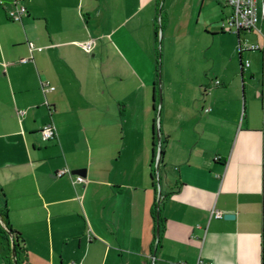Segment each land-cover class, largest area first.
Listing matches in <instances>:
<instances>
[{
  "label": "crops",
  "instance_id": "0c3cea01",
  "mask_svg": "<svg viewBox=\"0 0 264 264\" xmlns=\"http://www.w3.org/2000/svg\"><path fill=\"white\" fill-rule=\"evenodd\" d=\"M159 4L0 0L1 205L26 264H264V52L222 29L226 0ZM161 7L164 41H209L177 70Z\"/></svg>",
  "mask_w": 264,
  "mask_h": 264
},
{
  "label": "built area",
  "instance_id": "2783aa9c",
  "mask_svg": "<svg viewBox=\"0 0 264 264\" xmlns=\"http://www.w3.org/2000/svg\"><path fill=\"white\" fill-rule=\"evenodd\" d=\"M227 6L231 8L232 13L226 17L222 21V29L233 33L239 36V48L240 52H248V51H259L264 49L260 47L257 43H247L245 40L241 38V35L245 33H259L264 34V0H226ZM13 8L8 11V17L12 21H22V18L25 14H27V9L23 5L15 2L13 4ZM82 47L90 52L94 47V41H88L81 44ZM33 49V46H32ZM27 62L28 60H23ZM250 66V61L245 60L243 62V68H248ZM215 85H220V80L214 81ZM55 88L50 86L48 83L43 84V91L45 93L49 91H53ZM207 95V91H205V95ZM207 109L206 111H209ZM41 138L44 142H49L54 140L57 137V131L53 123L45 124L40 130ZM219 157H216L218 160ZM69 174L71 175V171L68 168H64L60 170L56 175L58 177H63L64 175ZM85 178L81 175H76V179L74 183H83ZM215 217L223 218L224 214L221 212H214Z\"/></svg>",
  "mask_w": 264,
  "mask_h": 264
},
{
  "label": "rangeland",
  "instance_id": "374dc122",
  "mask_svg": "<svg viewBox=\"0 0 264 264\" xmlns=\"http://www.w3.org/2000/svg\"><path fill=\"white\" fill-rule=\"evenodd\" d=\"M159 2H160L159 5L161 6L163 5L164 0H159ZM165 23H166L165 13L161 7L157 14V29H158L157 55H158V60H159V67L160 69H162V61L164 60L163 58H166L165 60L166 67L169 68V70H177V69H180L186 66L184 63H182V61H180V58H179L181 57L180 55L186 56L187 53L191 54L196 51L198 52L200 50V47L208 44L209 41L198 39L200 37L196 39L188 38L189 41H186V40H181L176 35L173 37H169V39L167 40L165 38V41H164L162 33L163 31H165V26H166ZM234 36L236 35L234 34ZM243 37L245 39V42L249 44L255 42V32L245 33L243 34ZM158 115L160 119V111L157 113V118H158ZM156 167L157 166H155V170H156Z\"/></svg>",
  "mask_w": 264,
  "mask_h": 264
},
{
  "label": "trees",
  "instance_id": "16d2710c",
  "mask_svg": "<svg viewBox=\"0 0 264 264\" xmlns=\"http://www.w3.org/2000/svg\"><path fill=\"white\" fill-rule=\"evenodd\" d=\"M3 191L0 187V258L5 264H26L27 253L21 233L13 228L9 221L8 211L1 205ZM158 231L157 241L160 242L161 234L164 231V220H162L159 208L153 210Z\"/></svg>",
  "mask_w": 264,
  "mask_h": 264
},
{
  "label": "water",
  "instance_id": "95a60500",
  "mask_svg": "<svg viewBox=\"0 0 264 264\" xmlns=\"http://www.w3.org/2000/svg\"><path fill=\"white\" fill-rule=\"evenodd\" d=\"M72 173L73 174H82V173H85V170H74ZM228 216H230V215H228ZM157 235H158V232H157Z\"/></svg>",
  "mask_w": 264,
  "mask_h": 264
}]
</instances>
